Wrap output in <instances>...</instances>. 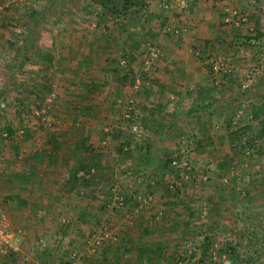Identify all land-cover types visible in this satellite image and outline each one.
I'll use <instances>...</instances> for the list:
<instances>
[{"label": "rangeland", "instance_id": "374dc122", "mask_svg": "<svg viewBox=\"0 0 264 264\" xmlns=\"http://www.w3.org/2000/svg\"><path fill=\"white\" fill-rule=\"evenodd\" d=\"M135 1L121 16L93 0H0V18L6 13L10 20L9 35L0 42V156L11 159H5L2 187L16 188L24 180L14 177L15 167L7 162L16 165L11 161L21 163L25 155H37L32 150L36 142L42 153L44 144L68 150L63 139L68 127H78L77 118L87 114L98 121L100 131L89 148L101 156L95 163L101 169V188L85 192L83 186L94 185L95 173L81 174L78 195L96 197L97 204L105 199L106 205L96 207L94 219H86L92 227L82 223L88 231L83 247H73L84 264L94 259L92 255L103 253L104 258L113 251V264H128L125 257L116 261L115 254L126 248L120 233L128 231L133 213L141 224L147 214L163 220L167 238L160 253L152 255L159 264H264V0H207L213 14L207 15L204 36L193 44L192 56L187 62L165 64L167 44L186 31L167 26L155 36L147 23L152 17L146 13V0ZM151 48L161 54L153 62ZM170 69L177 78L167 82L184 87L182 93L188 96L166 97L157 120L144 114L148 100L136 92L126 96L115 90L131 83L162 87L159 74L151 79L146 74ZM185 69L194 70L195 76L178 74L188 73ZM85 76L92 87L98 86L97 91L89 89L88 99L100 101L105 91L111 93L108 102L119 109L118 118L111 111L100 121L99 110L79 106L87 97L81 91ZM146 126L159 132H149ZM6 128L11 135L4 139L1 131ZM113 154L124 163L134 160L137 168L125 169L120 161L116 173L107 170L112 161L107 155ZM79 157L75 155L76 167ZM173 159L185 161L189 168L170 164ZM75 166L73 170L79 169ZM63 172L59 180L73 179L71 170ZM118 196H123V204L115 206ZM39 210L44 217L46 207L33 209L36 215ZM83 213L76 212L75 219L84 218ZM2 215L6 237L15 247V232L1 206ZM65 241L57 240L61 252L56 251L55 263L69 264L72 249ZM15 253L0 247V255ZM141 256L138 264H146Z\"/></svg>", "mask_w": 264, "mask_h": 264}, {"label": "crops", "instance_id": "0c3cea01", "mask_svg": "<svg viewBox=\"0 0 264 264\" xmlns=\"http://www.w3.org/2000/svg\"><path fill=\"white\" fill-rule=\"evenodd\" d=\"M145 2L147 3L145 6L147 10L146 13L148 16L152 17L147 23L150 25V30H154L153 33L155 36L160 33L158 31H162L169 26L173 28L181 27V29L183 28L186 31V33L177 35V37L171 34L172 36H175L176 39L173 38L171 43L169 42V44H167L168 49L165 52V56H162V59H164L163 64H165V62H187L189 60L188 57L192 56L191 49L193 44H195L196 41H198L197 43H200L201 41H199L198 38L204 36L201 34V31L206 29L205 25L208 24L207 18L209 17L207 15L213 14L211 4L208 3L207 0H146ZM8 11L9 12L7 13L11 14L13 12L12 10ZM137 12H140V10L138 9ZM9 21L10 20L6 17V13L2 14V17L0 18V42L6 40V35H9ZM188 70V73L183 74L180 72L178 74H181L185 77L187 76L188 78L194 77V70L185 69L186 72ZM156 72V70H150L147 72L148 74H146V77L151 79L155 76V74H159L157 76H160L159 78H161L163 85L162 87L156 85L144 87L143 85L139 84H137L139 85L138 87H134V83L126 85L125 87H120L118 85L115 86V90L117 92H127L126 96L129 94L132 96V93L136 92V94L134 93L135 95H139L140 97L142 96L141 98L146 102L148 100L149 105L143 108L145 110L144 114H146L148 120L150 121L160 118L159 110L161 109L163 101L166 100V97H170L172 99H177L178 97V99H186V96H188L182 93L184 87L180 86L179 84H176L177 86H175V83L172 84L171 81L167 82V78H177V74L174 73L175 70L170 69V71L167 73L165 70H163V72L160 71L159 73ZM91 77L94 79V75L91 74ZM85 79L86 76L84 78V83H82L85 85L83 88H81V91L83 92V95L87 97H83L84 102H81L79 106L82 108L86 107L87 109H90L89 107H91L95 111L99 110L100 113L98 115L100 116V121L104 118L103 116L107 117L112 115L111 111L117 112L116 118H118L119 109H117L115 106H113L115 109H112L111 104L108 102V99L112 94H109V92L105 91V95L100 98V101L92 102V99H88L89 97H92V95H90L92 91H89V89L92 88L94 91L96 88H98V86L94 85V87H92V80L87 81ZM136 81H138V78H136ZM87 84H89V88H87ZM165 84L171 85H166L169 86L168 88L164 86ZM141 90L144 92H141ZM182 95L185 96L182 97ZM117 101H120V103L122 102L121 100ZM172 106L173 104H171L169 107ZM98 115H95V117H98ZM87 116L88 115L86 114L77 118L78 120L75 125L78 127H68L66 136L63 137V139H65L68 143V150L64 149L62 150L63 152H61L60 150L57 151L53 149V145L51 148L49 144H44L43 148L46 149L42 153L38 149L40 145H38L36 142L35 147L32 146V150L35 152L34 154L37 155L31 157L30 155H28L29 157H26L25 155L26 160L23 159L21 163L11 161L12 163H16V165H10V163L7 162V165L10 167H15L11 168L14 170V177H24V180L20 182L18 187L8 188L7 185L2 187L4 179H0V207L2 206L4 208L5 215L10 222V228L13 232H15L13 235L15 240L13 241V244L15 242V247L18 250H16V253L13 256L7 255V257L10 258L0 255V264H58L55 263L58 262L55 259L56 251L59 252L60 250L61 252V248L56 244L58 239H63L64 241L66 240L71 244L70 248L72 250L69 251L70 253L66 252V255L67 253L71 254V252L75 250L74 248H78L79 246L80 248L83 247L82 243L88 237V231H86L85 226H82V223L85 222L86 226L92 227L90 220L87 222L86 219L92 217L91 215L98 211L96 207L101 208V205L106 203L105 199L103 201L100 200V204H97L96 200H94L96 197L93 199L91 197L90 199H86L84 197H79L78 195L82 191V186L80 185V180H82L80 176L81 174L85 176L87 173L88 177H93L92 174L95 173V176L92 178L94 185L89 187L83 186L85 192H87L88 189L99 190L101 188L99 183L100 179L98 176L101 169L98 167L99 165H96L98 164L96 162L100 160L101 156L99 155L98 151L94 149L91 151L89 148L90 146H94V144L99 140L97 133L99 135L100 131L99 128L96 127V123L98 121H94L95 119L90 120L87 118ZM101 116L103 118H101ZM145 128L149 132H159V130H150L148 126ZM53 143L54 142L51 144ZM77 151L79 152L78 154ZM0 153L1 155L4 154L2 151H0ZM75 155L80 156L78 160L80 161V164L78 167H76L77 165H73V163H76V160H74ZM47 156L49 157V160H46ZM107 156L108 158L112 159V161L109 162L111 167L107 170L110 169L113 170V172L117 171L119 168L118 164H120L122 158L116 154ZM1 158L2 159L0 163L3 166L2 173H0V178H4V171L7 169V167L5 168V159H11L9 156H6V158L5 156ZM91 162H94V164L96 163L95 166H88L91 168L85 167L86 164H90ZM122 163L124 162L121 161V164ZM124 165V167H126L125 169L130 167L132 169L137 168V162L134 160L129 162L127 160ZM74 166L79 169L73 170ZM67 170H71V172L76 173L75 178H77L75 179V182L73 181V183H67V181L70 180L69 177H66L67 179L65 178V181L59 180L60 178H58V175H61L63 171L67 172ZM64 172L63 175H65ZM73 173L70 175H73ZM64 190L67 191L64 192ZM93 193L94 192H92V194ZM96 195L99 197L98 193H96ZM38 206L46 207V210L43 211L46 214L44 217L41 213L42 210H39L37 215L33 211V209H37ZM88 208H90V210H88ZM7 209H9V211H7ZM101 209L99 212H104L101 211ZM59 212L62 213L60 216L57 215ZM76 212L79 214L84 212V218L76 220L74 216L76 215ZM130 216L131 219L133 218L130 220L131 226H129L128 231L120 233L123 239V244L127 243V245H125L126 248L124 251L122 253L120 252V255H118L119 253L116 252V261H122L123 257H125V263L138 264L141 261L140 255H142L141 257H144L145 255L144 260L146 261V264H148L147 262L150 260H159V258L155 259V257L152 255L160 253L161 249H163L161 245L165 243V239L167 238V232H165L166 230H164L160 224V221H162L163 224V220L160 219V215L150 216L147 214L145 218L142 217V219L145 220L142 224L140 221H138V214L133 213ZM94 218L95 217H92V219ZM55 222L57 225L53 226ZM150 222H155V225L151 226L149 224ZM116 223H118V221H116ZM22 226H24L26 229H22ZM169 237H173V235H170ZM49 239H51V243H49ZM110 249H112V247ZM89 251L90 250H88V252ZM94 251L95 250H93L90 255H86L88 258H92V256L94 257V259L92 261L90 259L91 262L89 263L88 261L87 264H113L112 260L110 259L114 251L109 253L110 256L106 255L104 258L102 256L103 253L92 255ZM76 252H78V254L81 253L79 250H76ZM4 257L11 260H7ZM96 257L100 259L97 260ZM119 264H122V262ZM156 264H159V262L157 261Z\"/></svg>", "mask_w": 264, "mask_h": 264}, {"label": "built area", "instance_id": "2783aa9c", "mask_svg": "<svg viewBox=\"0 0 264 264\" xmlns=\"http://www.w3.org/2000/svg\"><path fill=\"white\" fill-rule=\"evenodd\" d=\"M2 10V7L0 6V11ZM20 43H22L21 41H20ZM161 54H160V51L158 50V49H152L151 48V53H150V55H149V60L151 61V62H153V61H155L157 58H158V56H160ZM130 102H131V100H129ZM120 102V101H119ZM129 102V103H130ZM129 106V105H128ZM134 129H135V127H133ZM1 136L2 137H5L4 139H6L7 137H8V133H7V131L6 130H2L1 131ZM127 147H125V149H126ZM170 164H172V165H174V166H180V167H183V169L185 168V169H188L189 167H188V165L186 164V162L185 161H182L181 163H178L177 162V160H175V159H173L172 161H171V163ZM2 164L0 163V173H2ZM113 191H114V189H113ZM117 199V200H116ZM115 200L117 201V205H115V206H120V205H122L123 204V196H118V197H115ZM4 216L2 215L1 217H0V244H4V247H2V246H0L1 247V250H10V251H16L17 249H16V247H13L12 245H11V243L9 242V240L7 239V237H6V233H5V225L3 224V222H4ZM107 233H105V235H106ZM69 264H84V262L82 261V259H80V256L77 254V253H75V252H73V253H71L70 254V257H69Z\"/></svg>", "mask_w": 264, "mask_h": 264}, {"label": "trees", "instance_id": "16d2710c", "mask_svg": "<svg viewBox=\"0 0 264 264\" xmlns=\"http://www.w3.org/2000/svg\"><path fill=\"white\" fill-rule=\"evenodd\" d=\"M93 1H95V2H97L99 4H101V5H103L107 9H110V10L115 9V11H117V13L120 14L121 16L124 15L125 11H127V9L129 8L130 5L137 4L136 3L137 1L134 2V0H122V4L120 6H118V5L114 4V3L112 4L110 2V0H93ZM42 74L43 73H40L39 72V75L40 76H42ZM6 130L8 132V137H9L11 135L10 134L11 131H10L9 128H6ZM123 145H125V144H123ZM73 177H74V173L72 175V178ZM74 178L68 180L67 183H69V182L73 183V181L75 182L76 180Z\"/></svg>", "mask_w": 264, "mask_h": 264}]
</instances>
